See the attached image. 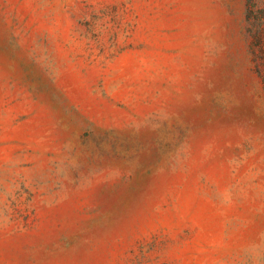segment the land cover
<instances>
[{"label":"rangeland","instance_id":"rangeland-1","mask_svg":"<svg viewBox=\"0 0 264 264\" xmlns=\"http://www.w3.org/2000/svg\"><path fill=\"white\" fill-rule=\"evenodd\" d=\"M0 264H264V0H0Z\"/></svg>","mask_w":264,"mask_h":264}]
</instances>
